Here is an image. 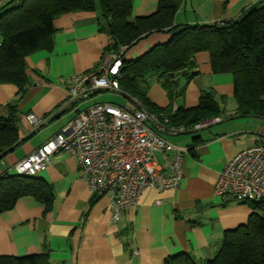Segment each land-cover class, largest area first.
<instances>
[{"label": "crops", "instance_id": "crops-1", "mask_svg": "<svg viewBox=\"0 0 264 264\" xmlns=\"http://www.w3.org/2000/svg\"><path fill=\"white\" fill-rule=\"evenodd\" d=\"M260 1L181 0L173 26L233 21ZM94 2V10L54 18L52 49L25 57L30 86L17 107L20 143L0 153V176L16 174V162L54 136L78 109L104 91L93 93L83 103H67L70 77L95 70L108 43L101 29L98 0ZM157 3L133 0L129 19L153 14ZM169 36L166 31L151 32L125 48L122 59L138 57ZM194 60L196 73L188 80L176 76L171 97L157 76L149 77L156 82L147 89L149 99L168 111L196 106L201 91L210 90L222 110L217 122L186 132L190 135L164 136L169 143L188 147L179 187L146 188L138 202L122 209L113 222L108 197L95 196L89 190L74 156L56 151L35 175L53 189L50 208L45 211L43 202L26 195L12 209L1 212L0 255L47 251L52 264H162L166 257L181 252L204 259L215 253L222 232L247 221L253 212L248 203L224 200L215 195L214 186L224 163L236 152L253 143L264 144V117L241 115L236 110L232 75L212 73L206 52L196 53ZM16 91L15 85L0 83V115L6 114V105ZM30 113L43 120L39 128L32 129L27 122L25 116ZM203 129L207 130L198 133ZM193 138L199 141L193 143Z\"/></svg>", "mask_w": 264, "mask_h": 264}, {"label": "trees", "instance_id": "trees-1", "mask_svg": "<svg viewBox=\"0 0 264 264\" xmlns=\"http://www.w3.org/2000/svg\"><path fill=\"white\" fill-rule=\"evenodd\" d=\"M4 5L0 11V83H11L17 91L0 115V153L20 143L18 103L30 86L25 57L53 46V19L72 11L94 10V0H30ZM181 0H158L156 11L129 19L133 0H98L103 19L101 29L108 36L103 55L120 47L128 48L155 31L170 33L169 38L142 55L122 59L119 67L120 91L135 98L148 111L166 112L175 125H194L221 113L210 90H203L196 106L171 111L153 103L148 95V79L157 76L170 97L176 76L188 80L196 73L194 56L206 52L212 73L232 75V93L241 115L264 117V0L253 5L239 19L173 26ZM122 58V56H121ZM198 138H193L197 143ZM32 196L50 208L53 189L35 176H0V213L10 210L22 196ZM252 213L244 224L222 232L211 257L196 259L181 252L168 256L162 264H264V209L248 203ZM0 264H52L47 251L24 256L0 255Z\"/></svg>", "mask_w": 264, "mask_h": 264}, {"label": "built area", "instance_id": "built-area-1", "mask_svg": "<svg viewBox=\"0 0 264 264\" xmlns=\"http://www.w3.org/2000/svg\"><path fill=\"white\" fill-rule=\"evenodd\" d=\"M23 1L0 0V9ZM123 50L120 47L118 52L104 54L95 70L72 75L67 103L86 102L93 93L102 90L119 92ZM130 98L133 108L95 102L78 109L54 136L14 164L15 173L35 176L50 163L54 152L69 153L75 157L89 190L95 196L108 197L113 222L119 219L122 209L138 202L146 188H178L188 147L169 143L164 136L195 131L219 118L204 119L190 126L175 125L170 114L148 111ZM25 117L32 129L43 124L34 114ZM214 193L224 200L256 203L264 209V144L253 143L228 159L219 172Z\"/></svg>", "mask_w": 264, "mask_h": 264}, {"label": "rangeland", "instance_id": "rangeland-1", "mask_svg": "<svg viewBox=\"0 0 264 264\" xmlns=\"http://www.w3.org/2000/svg\"><path fill=\"white\" fill-rule=\"evenodd\" d=\"M28 1H30V0H26L25 2H28ZM0 13H1V11H0ZM154 80H156V79L154 78L151 81V78H150V79L147 80L149 87H151V85H153L156 82ZM93 97H94L93 102H110V103H114V104H117V105H120V106L133 108V107H131L133 102L131 101V99L128 98L127 94L122 92V91L114 92V91H106V90H104L103 92H99L97 94V96H93ZM90 98H92V96ZM90 98L88 100H90ZM81 103H83V102H81ZM204 130H207V129L200 130L198 133L202 134V132ZM185 135H190V133H185ZM170 138H175V137L173 136V137H170ZM156 155H157V158L160 160L159 153H157Z\"/></svg>", "mask_w": 264, "mask_h": 264}]
</instances>
